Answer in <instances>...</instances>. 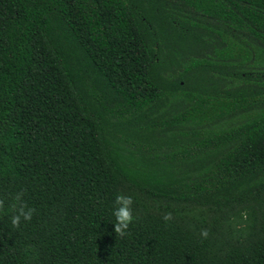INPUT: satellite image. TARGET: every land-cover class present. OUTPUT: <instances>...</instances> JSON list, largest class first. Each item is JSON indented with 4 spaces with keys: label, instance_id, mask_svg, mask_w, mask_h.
Listing matches in <instances>:
<instances>
[{
    "label": "trees",
    "instance_id": "obj_1",
    "mask_svg": "<svg viewBox=\"0 0 264 264\" xmlns=\"http://www.w3.org/2000/svg\"><path fill=\"white\" fill-rule=\"evenodd\" d=\"M0 199V264H264V0H0Z\"/></svg>",
    "mask_w": 264,
    "mask_h": 264
},
{
    "label": "clouds",
    "instance_id": "obj_2",
    "mask_svg": "<svg viewBox=\"0 0 264 264\" xmlns=\"http://www.w3.org/2000/svg\"><path fill=\"white\" fill-rule=\"evenodd\" d=\"M26 190H21L12 196V203L8 205L7 212L11 213L9 216L10 222L14 228H19L21 220L30 221L35 213L34 208L28 207L24 200ZM134 199L131 195L123 193L118 194L114 200L113 215L116 222L114 223V231L117 237H124L128 234V229L134 221L133 214ZM0 213H5V201L0 199ZM165 223L171 221L173 216L171 213H165L162 217ZM200 235L204 238L208 236V230L202 229Z\"/></svg>",
    "mask_w": 264,
    "mask_h": 264
}]
</instances>
